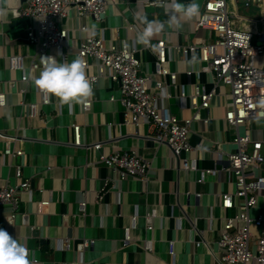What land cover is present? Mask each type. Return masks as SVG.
I'll list each match as a JSON object with an SVG mask.
<instances>
[{"label": "crops", "instance_id": "0c3cea01", "mask_svg": "<svg viewBox=\"0 0 264 264\" xmlns=\"http://www.w3.org/2000/svg\"><path fill=\"white\" fill-rule=\"evenodd\" d=\"M205 1L197 0L198 15L183 22L181 28L168 27L166 23L164 31L151 40L167 43V63L177 74L176 86H170L173 97L160 99L158 104L169 107L180 118L193 115L188 100L179 97L182 87L190 92L196 83L206 90L214 86L212 74L202 69L199 51L183 59L174 47L216 41L214 31L197 27ZM227 1L230 12L240 18L239 24L251 27L256 32L255 43L264 45V1L262 5L255 0ZM25 2L0 0V93H5L7 100V105H0V183L8 180L17 184L16 165H21V180L29 179L31 185L20 193L14 220H9L10 205L0 207V228L25 243L40 259L38 264H173L174 259L175 264H217V253L221 252L218 240L226 217L238 214L243 203L235 198L232 208L222 204L221 194L235 190L228 172L222 170L216 176H208L203 184L197 179L202 169L223 168L227 164L225 159L218 160L215 150L236 148L232 139L237 129L225 118L231 96H216L209 109L201 110L202 116L211 119L208 123L194 121L191 126V143L203 149L197 156V169L179 170L171 149L149 137L155 134L154 127L124 123L119 87L109 77L100 78L93 87L88 111H83L78 103L69 108L55 96H50L49 104L40 102L39 89L30 81H21L24 70L34 75L41 70H31L38 47L25 34L30 23L20 15ZM142 2L116 0L107 6L100 22L90 16L78 20L71 13L58 24L70 30V39L76 43L87 34L79 30L82 24L88 27L89 34L103 33L110 41L128 39L138 49L142 72H153L156 54L136 43V35L143 29L136 17L146 13ZM154 16L164 22L168 19L164 12ZM15 56H21V66H13ZM193 56L197 57L194 65L189 63ZM75 58L77 55L71 53L68 62ZM260 61L264 68V56ZM189 70L192 75L187 74ZM163 78L170 84L169 76H155ZM13 80L16 85H12ZM154 85L152 82L151 87ZM22 88H27V92L22 93ZM112 96L116 100H111ZM23 100L39 103V116L29 118L20 104ZM73 123L81 125V146L73 143ZM244 128L239 126V131ZM2 134L17 136L10 145L24 150L25 155L10 158L4 154L8 140ZM252 135L263 142L264 153V119L253 122ZM95 142H102V147L85 146ZM132 149L151 162L148 180H120L116 170L100 161L101 155L113 150ZM184 157L193 158L195 153ZM259 173L264 174V170ZM152 210L156 215L149 229L147 215ZM262 213L264 197L251 209L253 216ZM126 228H130L129 240ZM194 228L202 235L196 234ZM198 239L203 240L199 246L193 241ZM84 241L89 244L83 247ZM62 243L70 248H62ZM171 249L175 257L170 254ZM248 264L258 263L253 260Z\"/></svg>", "mask_w": 264, "mask_h": 264}, {"label": "built area", "instance_id": "2783aa9c", "mask_svg": "<svg viewBox=\"0 0 264 264\" xmlns=\"http://www.w3.org/2000/svg\"><path fill=\"white\" fill-rule=\"evenodd\" d=\"M116 0H26L20 9V15L30 21L27 27L28 40L36 44L38 53L32 63L31 70L41 68L40 58L54 56L59 62L68 61L71 53L86 61V75L93 82V87L102 77H109L115 82L120 91L119 100L124 107V123L127 125H140L143 123L154 127L155 134L149 137L161 144L167 145L174 156L176 168L197 169V156L203 150L190 141L191 126L194 121L208 123L211 117L202 116V109H209L216 96H231V104L227 107L225 118L228 123L237 129L232 142L236 148L232 151L215 150L218 160L225 159L227 164L223 168L214 166L202 169L197 182L203 184L208 176H216L222 170L232 176L235 183L234 192L221 194L222 204L225 208L234 206L237 198L243 203L240 212L234 216L226 217L224 227L218 240L221 252L217 253V264H248L255 260L264 264V213L253 216L251 209L264 197V153L263 142L253 138V122L259 117L261 109L257 101L264 97V68L260 59L264 56V45L254 43L255 31L246 25H240L238 15L230 12L227 0H206L204 9L200 13L197 27L215 32L214 43L175 45L181 58H186L196 51L200 52L202 69L210 72L214 86L206 90L201 84H194L190 92L182 87L181 100H188L193 115L189 118H180L169 107H160V99H170L173 93L170 86H176L177 74L169 69L167 63L168 45L164 40L157 43L151 42L155 47L145 49L156 54L155 70L142 72L141 61L137 56L138 49L128 39L110 41L103 33L100 35L89 34L85 24L79 26L80 31L87 34L77 43L70 39V30L59 26L58 22L69 17L71 13L81 20L90 16L96 21H102L110 3ZM264 0H255L262 5ZM166 2H159L162 4ZM152 4H156L153 2ZM235 15V16H234ZM241 21V20H240ZM13 66H21V56L12 59ZM188 75L193 71L189 70ZM156 75L169 76L170 84L163 79H155ZM21 81L28 83L24 79ZM155 85L151 87V83ZM12 85H16L13 80ZM39 89V88H38ZM27 92V88L20 90ZM41 103L49 104L50 95L40 90ZM118 99V98H117ZM111 100H116L115 96ZM29 118L39 116L38 104L20 103ZM0 105H7L6 94L0 93ZM92 101L87 100L81 105L83 111L91 108ZM264 119V118H259ZM245 126L244 131H239V126ZM76 146H81V125L73 123ZM7 137L4 154L10 158L25 155V151L11 147V140L17 136L2 134ZM102 142L92 145L96 149L102 147ZM195 153V157H184L186 153ZM100 161L118 173L120 180L127 177H136L148 180L152 169L151 162L137 150H113L103 154ZM17 184L8 180L0 183V207L10 205L12 212L9 220H14L20 203L22 190L30 188V180L22 178V167L16 165ZM199 195V194H197ZM42 203L47 204L48 201ZM86 202H82L85 206ZM156 211L152 210L147 215L148 228H152V218ZM135 220V216L133 217ZM130 228H126V240L130 239ZM196 234L202 232L194 228ZM197 246L203 240H193ZM173 243V242H171ZM87 241L83 245L87 246ZM69 249L70 245H60ZM146 248L149 244L146 243ZM29 249V248H28ZM172 257L175 251L170 250ZM29 258L36 264L40 259L29 249ZM175 264V259L172 261ZM164 264V263H163Z\"/></svg>", "mask_w": 264, "mask_h": 264}, {"label": "clouds", "instance_id": "9594fccd", "mask_svg": "<svg viewBox=\"0 0 264 264\" xmlns=\"http://www.w3.org/2000/svg\"><path fill=\"white\" fill-rule=\"evenodd\" d=\"M159 6L168 15L166 22L157 19L149 21L146 13L136 17L143 24L142 31L136 35V43L146 48L155 47L151 40L164 31L166 23L168 27L179 29L183 22L191 20L199 13L197 0H188L187 3L168 0ZM196 62L197 57L193 56L189 63L194 65ZM40 63L42 67L39 75L24 70V79L32 82L44 93L55 96L61 104L68 105L69 108L77 103L84 105L93 95V82L86 75L87 64L83 58L59 62L54 56H43ZM257 105L261 109L257 119L264 118V97L257 101ZM0 264H36L29 258L26 244L13 238L3 228H0Z\"/></svg>", "mask_w": 264, "mask_h": 264}, {"label": "water", "instance_id": "95a60500", "mask_svg": "<svg viewBox=\"0 0 264 264\" xmlns=\"http://www.w3.org/2000/svg\"><path fill=\"white\" fill-rule=\"evenodd\" d=\"M143 1L141 4H143V9L146 11V15L149 21L154 19V13H163L164 10L161 6H159L160 4H157L159 2H168V0H141ZM187 0H180V2L184 3ZM205 1V0H203ZM148 3L144 6V3ZM153 2H155L156 4H152ZM26 19V18H25ZM16 23V22H15ZM25 34L27 35V30L25 31ZM83 245V244H82ZM81 245V248H82ZM84 247V245H83Z\"/></svg>", "mask_w": 264, "mask_h": 264}, {"label": "rangeland", "instance_id": "374dc122", "mask_svg": "<svg viewBox=\"0 0 264 264\" xmlns=\"http://www.w3.org/2000/svg\"><path fill=\"white\" fill-rule=\"evenodd\" d=\"M254 43H255V41H254Z\"/></svg>", "mask_w": 264, "mask_h": 264}]
</instances>
